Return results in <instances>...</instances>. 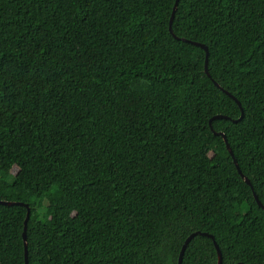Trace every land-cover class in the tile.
Returning <instances> with one entry per match:
<instances>
[{
  "label": "trees",
  "instance_id": "16d2710c",
  "mask_svg": "<svg viewBox=\"0 0 264 264\" xmlns=\"http://www.w3.org/2000/svg\"><path fill=\"white\" fill-rule=\"evenodd\" d=\"M175 2L0 0V201L31 209L28 264H178L196 232L264 264V0H180L172 34ZM27 213L0 204V264H26ZM217 262L202 234L183 260Z\"/></svg>",
  "mask_w": 264,
  "mask_h": 264
},
{
  "label": "water",
  "instance_id": "95a60500",
  "mask_svg": "<svg viewBox=\"0 0 264 264\" xmlns=\"http://www.w3.org/2000/svg\"><path fill=\"white\" fill-rule=\"evenodd\" d=\"M179 1H180V0H176V2H175V6H174V8H173V13H172L171 20H170V28H169V29H170V32H171L172 34H173L172 25H173V21H174V18H175V13H176V10H177V7H178V4H179ZM183 40H184V41H187V40H185V39H183ZM188 42H190V41H188ZM191 43H193V42H191ZM193 44H195V45H197V46H200L202 49L205 50V52H206L205 70H206V73L209 75V71H208V63H209V51H208V47H207L206 45H203V44H200V43H193ZM209 76H210V75H209ZM215 84L219 87V85H218L217 83H215ZM229 95H230V94H229ZM230 96H231V97H232V98H233V99L239 104V106L241 107V103H239L238 100H237L236 98H234L232 95H230ZM241 108H242V107H241ZM242 117H243V115H242ZM242 117L239 118V120H234V122H238V121H240V120L242 119ZM223 118H226V119H227L228 117H225V116L220 115V116H216L214 119H223ZM219 135H221V136L224 138L225 143H226V145H227V149L229 150V152H230V154H231V156H232V158H233V160H234V163H235V165H236V167H237L239 173H240L241 176L243 177L244 181H245L246 183H248V184L252 187V184H251L250 180H249L248 178H246L245 175L241 172V170H240V168H239V165H238V163H237V161H236V159H235L234 153H233V151H232V149H231L230 144L228 143V140H227L225 134H223V133H219ZM254 196H255V199L257 200L259 206L262 207V208L264 209V205L261 203V201L259 200V198H258V196H257V194H256L255 192H254ZM0 204H1V205H6V206L20 205V206H25V207L28 209L27 218H26V221H25V231H24V234H23V235H24V245H25V258H26V264H28V243H27L26 233H27V224H28V221H29V219H30L31 209L29 208L28 205H24V204H22V203H14V202L0 201ZM200 234H202V235H204V236H209L210 238L213 239V241H214V245H215V247H216V249H217V254H218V262H217V264H223V256H222V252H221V250H220L218 244H217L216 241L214 240V237H213L212 235L207 234V233H200V232L193 233V234H191V235L186 239V241H185V243H184V245H183V247H182V249H181V252H180V256H179V260H178V264H183L184 255H185V252H186V249H187L188 245L190 244V242L192 241V239H193L194 237H196L197 235H200Z\"/></svg>",
  "mask_w": 264,
  "mask_h": 264
}]
</instances>
